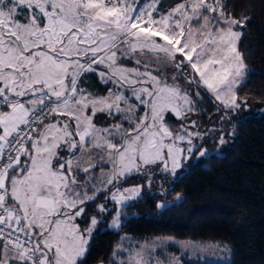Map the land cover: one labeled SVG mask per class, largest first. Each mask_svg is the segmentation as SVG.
Returning a JSON list of instances; mask_svg holds the SVG:
<instances>
[{
  "label": "snow or ice",
  "instance_id": "1",
  "mask_svg": "<svg viewBox=\"0 0 264 264\" xmlns=\"http://www.w3.org/2000/svg\"><path fill=\"white\" fill-rule=\"evenodd\" d=\"M226 9L225 0H0V264H86L104 216L114 212L109 228H119L145 187L167 197L193 154L209 155L206 137L219 131L213 143H227L223 125L248 110L239 43L250 18ZM204 100L219 129L196 130L190 117ZM159 247L118 246L108 264H161Z\"/></svg>",
  "mask_w": 264,
  "mask_h": 264
},
{
  "label": "trees",
  "instance_id": "2",
  "mask_svg": "<svg viewBox=\"0 0 264 264\" xmlns=\"http://www.w3.org/2000/svg\"><path fill=\"white\" fill-rule=\"evenodd\" d=\"M171 2L162 0V6ZM225 2L228 14L250 18L239 43L250 71L238 96L264 105V0ZM214 112V104L204 100L197 114L207 125ZM228 127L235 132L227 139L229 150L191 162L167 197L159 195L161 187H145L137 201L122 208L118 231L102 229L114 212L101 219L86 264H108L122 234L138 245L166 236L225 242L232 250L230 264H264V118L246 115ZM177 194L181 200L158 212V202H172Z\"/></svg>",
  "mask_w": 264,
  "mask_h": 264
},
{
  "label": "rangeland",
  "instance_id": "3",
  "mask_svg": "<svg viewBox=\"0 0 264 264\" xmlns=\"http://www.w3.org/2000/svg\"><path fill=\"white\" fill-rule=\"evenodd\" d=\"M247 107L248 110L246 111L243 107L239 110L240 116H246V115H251L254 117H259V118H264V105H256L253 102H247ZM218 113L214 112V115L211 116L207 122V125H205L202 120L200 119L199 115L197 113L191 115V119H195L197 121L198 129L201 132L207 131L211 129L214 126V121L215 116H217ZM236 119H234L233 122H235ZM172 122V123H171ZM180 121H177L174 117H170V122L169 126L173 127L175 130V126L178 125ZM232 122L225 123L223 125V131L225 133V139H229L230 137L227 135L228 132H232L233 130L231 127H228L231 125ZM204 128H203V127ZM217 129L220 128V126L217 124L215 126ZM228 127V128H227ZM227 128L228 130H224ZM220 135V132L217 131V135L213 138L210 139L209 142L210 144H213V140H218ZM197 143L199 141H196ZM215 147L212 150H208L209 155H222L225 152L229 150V144L228 142L224 144L223 146H219L217 143L214 145ZM198 155V153H197ZM196 155V156H197ZM208 155V156H209ZM195 158H193V161H197ZM190 163V162H189ZM131 180V181H130ZM126 182L125 186H128L133 183H139V181H136L134 179H130ZM133 180V181H132ZM130 181V182H129ZM156 187H160L159 184L156 185ZM102 196L100 197V200H98L97 204L102 202ZM132 201L128 202L131 203ZM127 204V205H128ZM109 208L112 207V204L109 203L108 205ZM90 208H95V205H90ZM114 215V214H113ZM105 217V216H104ZM104 217L102 219H104ZM113 218V216H112ZM112 218L110 219L109 223L105 228V230H110V231H118L119 228H109V225L111 224ZM122 222V219H121ZM99 230V227L97 226V229L94 231L93 236L95 233ZM123 238V239H122ZM190 241L192 244H198L200 245L199 247H188L185 248L183 246V242ZM158 242L160 244V247L157 249V251L153 254V259L154 260H160L161 264H174L175 261H179L180 264H230L231 260V252H224L222 248L217 247L213 248L210 245L218 243L220 245L227 244L225 242H216V241H205V240H188V239H182V238H177V237H171V236H166V237H151L148 240H146L143 244H150ZM133 245H138L136 241L131 238L130 235H124L122 234L119 239L118 246H123L124 248H127L129 244ZM140 244V245H143ZM229 248L231 249V246L227 244ZM116 247V249H117ZM232 251V250H231ZM222 257V259H218L217 257ZM121 258H126V254H123L121 256L115 257V259H121Z\"/></svg>",
  "mask_w": 264,
  "mask_h": 264
},
{
  "label": "flooded vegetation",
  "instance_id": "4",
  "mask_svg": "<svg viewBox=\"0 0 264 264\" xmlns=\"http://www.w3.org/2000/svg\"><path fill=\"white\" fill-rule=\"evenodd\" d=\"M219 117H220V113H218V115L215 116V119H216V120L214 121V126H216V125L218 124V125L221 127V123H220ZM234 119H238V118L234 116V117L232 118V121H231V122H233ZM231 125H232V124H231ZM231 125H229V126H231ZM202 127H203V126H202ZM203 128H204V127H203ZM216 135H217V131H216L215 133H213L212 135L206 137V139H205V143L202 144L201 147H207L208 150H212V149L215 147V146H214L215 143L210 144L211 142H209V141H210V139H213ZM198 143H199V142H198ZM197 153H198V152H197ZM197 153H194V154H193V158H195V156L197 155ZM191 162H194L193 159H192ZM191 162H190V163H191ZM190 163H189V164L184 168V170L181 172V173H183V175L187 172ZM181 173H180V174H181ZM168 179L171 180V177L169 176ZM179 179H180V178H179ZM163 187L167 188V187H169V185H168L167 183H165V186H163ZM166 201H167V200H166ZM169 202H170V200L167 201V203H169Z\"/></svg>",
  "mask_w": 264,
  "mask_h": 264
},
{
  "label": "water",
  "instance_id": "5",
  "mask_svg": "<svg viewBox=\"0 0 264 264\" xmlns=\"http://www.w3.org/2000/svg\"><path fill=\"white\" fill-rule=\"evenodd\" d=\"M242 100H246V99H242ZM248 108V107H247ZM183 176V173H181L180 174V177L179 178H181ZM178 178V179H179ZM179 200H176V197H174L173 198V200H172V202H169V203H166V205H165V207H168V206H170L173 202H175V203H177ZM164 208H161V209H158V212H160V211H162ZM95 264H104L102 261H99V262H97V263H95Z\"/></svg>",
  "mask_w": 264,
  "mask_h": 264
}]
</instances>
